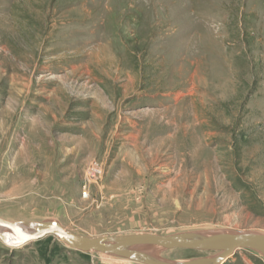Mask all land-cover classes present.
Returning a JSON list of instances; mask_svg holds the SVG:
<instances>
[{"label":"rangeland","instance_id":"1","mask_svg":"<svg viewBox=\"0 0 264 264\" xmlns=\"http://www.w3.org/2000/svg\"><path fill=\"white\" fill-rule=\"evenodd\" d=\"M0 218L264 234V0H0ZM0 264L139 263L48 235Z\"/></svg>","mask_w":264,"mask_h":264},{"label":"water","instance_id":"2","mask_svg":"<svg viewBox=\"0 0 264 264\" xmlns=\"http://www.w3.org/2000/svg\"><path fill=\"white\" fill-rule=\"evenodd\" d=\"M48 235L72 249L102 252L139 264H221L238 249H253L264 257V234L252 231H191L171 235L138 233L90 238L72 233L58 222H12L0 218V241L9 248H18ZM141 245H157L165 250L182 248L214 252L188 261H164L137 250L136 247Z\"/></svg>","mask_w":264,"mask_h":264},{"label":"bare ground","instance_id":"3","mask_svg":"<svg viewBox=\"0 0 264 264\" xmlns=\"http://www.w3.org/2000/svg\"><path fill=\"white\" fill-rule=\"evenodd\" d=\"M48 222H56V221H48ZM136 249L143 251V253H146L155 259L164 260L160 254L164 248H162L160 246H157V245H141V246L136 247ZM164 261H167V260H164Z\"/></svg>","mask_w":264,"mask_h":264}]
</instances>
